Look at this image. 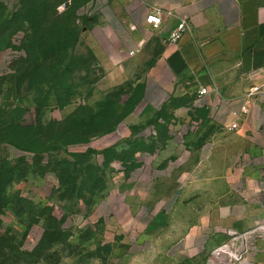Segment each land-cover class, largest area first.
Returning a JSON list of instances; mask_svg holds the SVG:
<instances>
[{
    "label": "crops",
    "instance_id": "1",
    "mask_svg": "<svg viewBox=\"0 0 264 264\" xmlns=\"http://www.w3.org/2000/svg\"><path fill=\"white\" fill-rule=\"evenodd\" d=\"M88 4L91 24L83 35L105 70L101 90L139 85L144 107L135 123L151 112L168 115L155 148L139 147L102 191L97 205L106 202L104 226L114 233L109 259L171 264L256 232L264 225V93L249 92L264 64V0ZM158 11L163 23H148ZM183 19L189 29L178 43L168 42ZM203 88L208 92L200 95ZM77 108L68 104L61 112L67 118ZM129 136L119 152L130 148ZM116 162L122 161H111L109 174ZM149 211L143 220L140 213Z\"/></svg>",
    "mask_w": 264,
    "mask_h": 264
},
{
    "label": "rangeland",
    "instance_id": "2",
    "mask_svg": "<svg viewBox=\"0 0 264 264\" xmlns=\"http://www.w3.org/2000/svg\"><path fill=\"white\" fill-rule=\"evenodd\" d=\"M5 3L8 18L22 14L30 22L0 40V259L117 264L120 259H109L114 233L104 226L110 220L106 202L97 205L103 197L101 187L112 175L118 179L115 173L139 147L155 148L154 137L164 133L168 115L151 112L135 123L144 107L139 85L101 90L105 70L83 35L91 24L88 0ZM43 22L46 31L50 29L44 41L55 50V64L37 68L44 59L30 66L26 42L33 36L32 27ZM11 49L25 56L7 66ZM75 103L76 112L64 118L61 109ZM149 127L157 130L156 136L147 133ZM126 135L130 148L113 150ZM115 155L122 162H116L109 174L111 162L106 165V160ZM9 177L11 183L4 184ZM140 214L146 221L152 216L150 211ZM246 234L245 247L237 236L229 244L243 260L264 263V234ZM232 247L224 249L228 253L220 247L205 257L188 253L171 264H241L233 258Z\"/></svg>",
    "mask_w": 264,
    "mask_h": 264
},
{
    "label": "trees",
    "instance_id": "3",
    "mask_svg": "<svg viewBox=\"0 0 264 264\" xmlns=\"http://www.w3.org/2000/svg\"><path fill=\"white\" fill-rule=\"evenodd\" d=\"M8 7L5 3V0H0V40L3 39L9 34L17 31L18 29H22L25 25V22H30L29 18L22 14L16 15L14 18L10 19L7 15ZM46 23V22H45ZM44 30H47V25L43 23L39 24L38 26L32 27V33L33 36L29 37L27 36V48H28V59L27 62H29V65L32 67H35L41 58L44 59V63L42 62L41 65L37 66V68H43V65L50 66L49 64L53 65L55 64V56L52 53V51H55L54 49H51L50 46L46 44L45 37L47 36V32L50 31V29L46 32ZM74 117V116H73ZM9 133L6 135L8 136ZM9 142V139H8ZM13 142V140H12ZM113 150H117V146L113 147ZM113 160H121V157L115 155L111 157L110 159L106 160V165H108ZM99 178V177H98ZM10 177L6 178L4 180V184L11 183ZM10 181V182H9ZM106 187V183L102 185L101 190H104ZM0 264H22L15 262L13 260H3L0 259ZM26 264V263H23Z\"/></svg>",
    "mask_w": 264,
    "mask_h": 264
},
{
    "label": "built area",
    "instance_id": "4",
    "mask_svg": "<svg viewBox=\"0 0 264 264\" xmlns=\"http://www.w3.org/2000/svg\"><path fill=\"white\" fill-rule=\"evenodd\" d=\"M147 22L150 24H153L155 26H159L163 23V17L161 12L157 13H151L147 16ZM189 29V21L187 19H183L170 33L168 37V42L170 43H178L184 34L187 32ZM25 56V53L22 50H10L9 55L6 58V64L7 66L12 64L14 61L18 60L19 58ZM258 73H260V82L253 86L249 92V96H254L259 93H264V64L262 67L259 69ZM208 92L207 88H203L200 91V95H204ZM147 133L153 136L157 135V130L155 128H147ZM256 232L258 233H263L264 234V225H261ZM246 233L240 235V237H246ZM238 239V237L235 238V240ZM227 245H224L225 247ZM221 247V248H223Z\"/></svg>",
    "mask_w": 264,
    "mask_h": 264
},
{
    "label": "bare ground",
    "instance_id": "5",
    "mask_svg": "<svg viewBox=\"0 0 264 264\" xmlns=\"http://www.w3.org/2000/svg\"><path fill=\"white\" fill-rule=\"evenodd\" d=\"M238 240L239 241H242L244 243L243 246L245 247L246 238L245 237H238ZM229 246H233V243H232V245L231 244L230 245H227V246H225L223 248H220L219 250H221L223 252H226L224 249L226 247H229ZM226 253H228V252H226ZM229 255H230V253H229ZM232 256L236 260H240L241 261V264H251L250 261H248L247 259L246 260H243L242 253L238 249H236L234 247H232Z\"/></svg>",
    "mask_w": 264,
    "mask_h": 264
}]
</instances>
